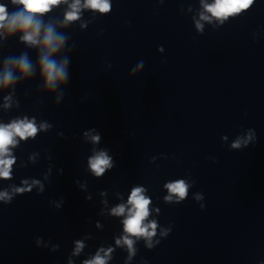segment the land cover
I'll list each match as a JSON object with an SVG mask.
<instances>
[{
  "label": "clouds",
  "instance_id": "1",
  "mask_svg": "<svg viewBox=\"0 0 264 264\" xmlns=\"http://www.w3.org/2000/svg\"><path fill=\"white\" fill-rule=\"evenodd\" d=\"M13 3L22 4L24 10L28 13H45L51 10V6L61 3V0H12ZM253 0H214L211 5H206V10L211 12L217 18H226L229 14H235L239 11L247 9ZM80 5V0H75L71 5L72 11L66 16L68 20H74L78 18V9ZM85 6L99 10L100 12H108L111 9L109 0H85ZM207 19V17H202ZM8 22L9 30H15L20 28L24 31L22 39L30 44H37L39 41L37 37L40 34L39 23L34 22L32 16L24 15L23 12L14 14L11 20H8V14L6 12L5 6L0 5V27L4 26V22ZM197 27H201L199 24ZM30 30V31H29ZM63 42V38H59V42L53 37L52 29L49 28L43 37V47L48 49L49 54L56 51L60 44ZM41 66L42 73L46 78V85L54 86V82L57 80H63L65 73V65L57 64L55 61L50 60L48 55L41 56ZM20 71L24 74L29 72L30 64L25 58H21L19 61ZM12 80V74L6 72L3 81H0L3 85H7ZM48 125L41 124L40 129L47 128ZM38 131V128L34 121H29L27 118L20 121H13L11 124L5 126L0 125V179H9L11 175V166L15 162L14 158L11 157L9 152V146H14L16 144L15 137H19L21 140H26L28 137H34ZM85 135H90L86 133ZM91 140L96 143L99 142L100 137L98 135H93L90 137ZM251 137H249L250 139ZM246 143V141H244ZM241 141L237 140L234 144V148H239ZM89 166L92 172L96 176H101L105 169L111 167V158L103 151L95 154L89 159ZM26 188H16L15 192L30 191L33 185L39 184V181H33L31 185L27 181L24 182ZM42 187V186H41ZM171 193L178 195L181 199L187 194V185L183 180L177 181L166 185ZM144 189L137 187L132 190L131 195L128 200V204L131 207L127 211V217L124 219V231L131 236H144L151 237L155 235L156 223L151 222L149 224H144V220L149 215L148 205L150 204V199L144 194ZM11 196L8 192H0V200L9 201ZM166 199H171V197H166ZM126 206L121 204L112 209V214L116 216H122L125 214ZM152 229V231H149ZM116 243L119 245L121 243L128 246L130 254L134 252L132 245L133 241L129 239V236H124L117 240ZM83 244L80 241L76 242V253L80 251ZM101 251H104L101 249ZM112 250L109 249L105 252L104 256L97 252L96 256L92 260H86L84 264H106V258Z\"/></svg>",
  "mask_w": 264,
  "mask_h": 264
}]
</instances>
